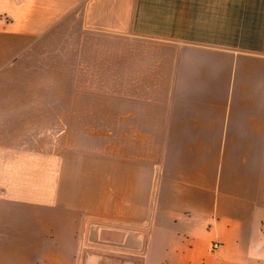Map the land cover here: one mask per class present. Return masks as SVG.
Wrapping results in <instances>:
<instances>
[{"label":"crops","instance_id":"obj_1","mask_svg":"<svg viewBox=\"0 0 264 264\" xmlns=\"http://www.w3.org/2000/svg\"><path fill=\"white\" fill-rule=\"evenodd\" d=\"M0 248L264 264V0H0Z\"/></svg>","mask_w":264,"mask_h":264},{"label":"rangeland","instance_id":"obj_2","mask_svg":"<svg viewBox=\"0 0 264 264\" xmlns=\"http://www.w3.org/2000/svg\"><path fill=\"white\" fill-rule=\"evenodd\" d=\"M53 169H54L53 167L50 168V170H51L50 174H52ZM52 178H53V176L51 175L50 176V180H52ZM18 205H19L18 213H21V212H24V211H29L28 210L29 208L27 206H25L24 204L19 202ZM35 208H36V206H35ZM36 211H37V209L35 210V212ZM30 215L29 214H27V215L26 214H18V224L20 225V224L28 223L29 219L33 220L34 221L33 223H35L36 217L32 216V219H31ZM76 227H78L77 224H76ZM77 232H78V230L73 232L74 234H73V236H71V238H70V236H68V237L63 236L62 237V239H72V241H70L71 242L70 244H72L71 247L68 244L67 246H59V247L51 246L50 248H42V247L28 248L30 250V254H32L33 249H35L36 251L38 249H41L42 252L39 251V252L36 253V254H39V256L36 255L37 257H40V255H44V254L47 253V254L50 255L49 256V259H50L49 261H54V263H57V258H62L63 257L62 256L63 253L71 255V253H72V251L74 249V243L76 242V238L78 237L77 236ZM25 233L26 232H23V234H25ZM23 234L20 231H18V235H23ZM21 249L24 250V249H27V248H24V247L19 248V250H21ZM0 250H1L2 253L7 252L3 248H0ZM22 252H27V251L25 250V251H22ZM2 253H0V254H2ZM36 263H38V262H36ZM36 263H33V264H36Z\"/></svg>","mask_w":264,"mask_h":264},{"label":"water","instance_id":"obj_3","mask_svg":"<svg viewBox=\"0 0 264 264\" xmlns=\"http://www.w3.org/2000/svg\"><path fill=\"white\" fill-rule=\"evenodd\" d=\"M100 229L116 230V231L123 232L125 235L121 242L102 240L99 238ZM132 237L137 238L135 241L138 245L137 247L130 246ZM142 238H143V234L137 230H131V229H126V228H116V227H111V226L101 225V224H96V223L91 224L89 226V231H88V241L89 242L100 243V244L115 246V247H120V248L138 249L141 247Z\"/></svg>","mask_w":264,"mask_h":264},{"label":"built area","instance_id":"obj_4","mask_svg":"<svg viewBox=\"0 0 264 264\" xmlns=\"http://www.w3.org/2000/svg\"><path fill=\"white\" fill-rule=\"evenodd\" d=\"M221 247V244L218 241H212L209 247L210 252H214Z\"/></svg>","mask_w":264,"mask_h":264}]
</instances>
